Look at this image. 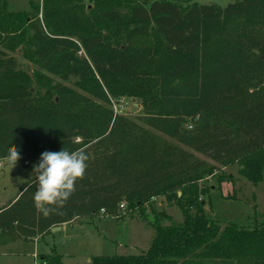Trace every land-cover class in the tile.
Here are the masks:
<instances>
[{
  "label": "trees",
  "instance_id": "1",
  "mask_svg": "<svg viewBox=\"0 0 264 264\" xmlns=\"http://www.w3.org/2000/svg\"><path fill=\"white\" fill-rule=\"evenodd\" d=\"M91 2L89 9L83 0L35 2L40 22L30 23L0 0V30L9 22L14 30L28 25L32 56L48 74L66 70L71 85L40 81L37 97L30 77L0 49V160L13 148L35 164L44 151L87 155L85 173L62 206H51L48 216L35 208V176L0 207V233L28 239L78 217L111 216L121 204L141 209L162 197L181 210V224L155 226L139 255L95 257L90 264H264V222L250 230L220 229L199 213L195 185L210 170L192 155L222 167L240 163L249 183L261 178L264 33L217 29L224 20L258 21L264 0H229L224 8L172 0ZM129 35L154 38L150 72L142 70L149 59L128 44ZM103 90L109 98H137L140 121L180 146L115 113ZM79 91L96 93L107 106Z\"/></svg>",
  "mask_w": 264,
  "mask_h": 264
},
{
  "label": "rangeland",
  "instance_id": "2",
  "mask_svg": "<svg viewBox=\"0 0 264 264\" xmlns=\"http://www.w3.org/2000/svg\"><path fill=\"white\" fill-rule=\"evenodd\" d=\"M8 12L23 13L27 22H40V12L32 8V4L41 0H4ZM182 6L196 3L198 5H216L224 8L229 0H172ZM89 9L91 0H83ZM217 30L230 34L237 30H252L261 35L264 33V8L262 17L254 23H241L237 20H224ZM12 23H6V30H0V49L12 56L17 67L26 73L32 83L37 97H41L42 86L40 81L57 82L71 86L66 70L56 74H48L42 69V63L31 54L32 42L29 40L28 25L18 30L13 29ZM58 39L74 40L67 36H58ZM18 39V40H16ZM16 40V41H15ZM130 44L138 53L144 52L149 60L143 63L142 70L150 72L154 61L150 59L154 54L155 40L153 37L128 36ZM77 46V44H75ZM77 52V56H79ZM37 75H39L37 77ZM70 77V76H69ZM79 95L92 100L94 103L107 104L93 92L79 91ZM103 93L112 110H116L127 120L141 124V127L157 137L180 146L174 139L160 133L153 127L142 123V109L137 98L120 95L109 98L107 91ZM56 101V96H53ZM104 99V98H103ZM192 152V151H191ZM195 159L204 162L210 174L196 183L199 191V213L206 219L220 226V229L230 224L238 228L250 230L259 222H264V167L261 178L257 183H249L240 174L242 165L222 167L210 159L192 152ZM35 163L19 158L14 166L6 160H0V207L11 201L19 192L21 186L33 180ZM229 177L231 180H229ZM195 210H189L194 214ZM118 216V217H116ZM183 221L181 210L174 204H167L162 197H156L141 209L128 211L125 206L111 216L102 213L95 217H78L73 221L60 225V230H51L39 236L20 239L13 231L0 233V264H90L95 257H114L139 255L145 252L154 236V227L178 225Z\"/></svg>",
  "mask_w": 264,
  "mask_h": 264
},
{
  "label": "clouds",
  "instance_id": "3",
  "mask_svg": "<svg viewBox=\"0 0 264 264\" xmlns=\"http://www.w3.org/2000/svg\"><path fill=\"white\" fill-rule=\"evenodd\" d=\"M5 159L14 166L19 159L18 150L10 149ZM86 161L87 155L83 151L69 152L62 148L59 151L42 152L33 167L37 183L32 197L35 208L48 216L51 211H55L51 206H62L72 194L74 183L83 177Z\"/></svg>",
  "mask_w": 264,
  "mask_h": 264
},
{
  "label": "water",
  "instance_id": "4",
  "mask_svg": "<svg viewBox=\"0 0 264 264\" xmlns=\"http://www.w3.org/2000/svg\"><path fill=\"white\" fill-rule=\"evenodd\" d=\"M71 81L74 82L75 79L74 78H71ZM178 195H179V193H178ZM59 230H60V227H55V228H52L51 229L52 232L59 231Z\"/></svg>",
  "mask_w": 264,
  "mask_h": 264
},
{
  "label": "built area",
  "instance_id": "5",
  "mask_svg": "<svg viewBox=\"0 0 264 264\" xmlns=\"http://www.w3.org/2000/svg\"><path fill=\"white\" fill-rule=\"evenodd\" d=\"M114 112L117 113L115 109H114ZM122 206H123V205L121 204L119 207H122Z\"/></svg>",
  "mask_w": 264,
  "mask_h": 264
}]
</instances>
